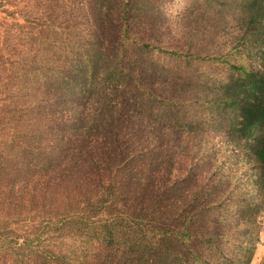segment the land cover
<instances>
[{
    "label": "trees",
    "instance_id": "1",
    "mask_svg": "<svg viewBox=\"0 0 264 264\" xmlns=\"http://www.w3.org/2000/svg\"><path fill=\"white\" fill-rule=\"evenodd\" d=\"M33 1L46 28L18 12L0 50V264H250L264 0H205L237 9L240 26L232 51L205 53L188 33L166 42L170 0ZM193 63L220 71L196 77ZM218 137L243 156L250 194Z\"/></svg>",
    "mask_w": 264,
    "mask_h": 264
},
{
    "label": "rangeland",
    "instance_id": "2",
    "mask_svg": "<svg viewBox=\"0 0 264 264\" xmlns=\"http://www.w3.org/2000/svg\"><path fill=\"white\" fill-rule=\"evenodd\" d=\"M170 1L167 10L171 19L167 21V24L168 26L169 24L171 25L167 29V35L164 36L167 40H165L166 42L180 45L181 42L178 43V41L185 40L186 36L184 33H188L189 35H193L191 41L192 50L202 53L210 51L209 49H212V47L220 41L227 42L226 51H232L233 47L237 45L238 40L236 38L240 34V26L235 19L238 15L237 9H233L231 6L218 7L216 12L213 7H209L205 4V0L195 2H192V0ZM23 10L28 14V17L35 21V23H38V25H44L42 23L47 22V20H45L47 18L43 17V8L37 10L36 2L33 0H26L23 3H19L18 0H0V50L5 36H8V31L12 33V16H17L18 12ZM190 10L193 12H190ZM158 16L159 18L162 17L159 13ZM22 24L23 30L25 31L23 35L21 34L22 41L24 39L28 40V35L33 31V27L24 21ZM57 25V23L54 24V26ZM44 28H46V25H44ZM14 58L15 57H13V59ZM21 58H23V55ZM162 60L164 59L162 58ZM166 61L171 60L166 59ZM183 70H185V68H181L179 71ZM194 70L196 72V77L200 75L206 77L216 76L218 71H220L214 66L203 63H193L190 73L195 75ZM5 105L6 104L0 103V108L3 110L5 109L6 113ZM221 140H223L222 137H218L215 140L218 144V148L220 146V151L217 156V158L220 159L219 162L226 164L225 168L231 169L234 174V178L238 182L234 185V188L239 189L240 193H244V195L245 193L250 194V191H253V183L250 180V173L247 166L243 164V156L232 155L234 158L230 157L231 154L228 153L227 148L221 145ZM234 214V212H225L226 217L229 215L234 217ZM258 219L259 221L256 223V226H252V230H254L257 237L253 241L255 250L250 264H262L264 262V211ZM3 227L4 232H0V238L3 236L5 237L4 233L9 231L6 230L9 228L6 226Z\"/></svg>",
    "mask_w": 264,
    "mask_h": 264
}]
</instances>
